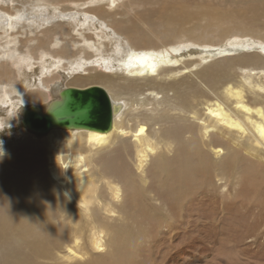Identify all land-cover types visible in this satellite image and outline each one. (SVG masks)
Instances as JSON below:
<instances>
[{"label":"bare ground","instance_id":"1","mask_svg":"<svg viewBox=\"0 0 264 264\" xmlns=\"http://www.w3.org/2000/svg\"><path fill=\"white\" fill-rule=\"evenodd\" d=\"M70 1L84 5L78 8L85 17L78 19L80 25L93 17L102 22L112 17L102 7ZM110 4L115 5L114 0ZM166 12L165 34L184 31L177 15ZM24 15L21 8L0 6L3 34L14 30L6 48L0 42V84L6 87L15 81L13 62L7 59H13L18 43L27 46L26 59L48 54L58 63L40 71L36 85L46 91L39 88L20 98L23 122L30 109L41 114L51 110L66 88L92 86L108 94L113 120L108 130L54 127L46 133L25 123L31 137L47 135L49 142L17 140L4 146L10 157L0 162V264L151 262L148 255L165 237L169 249L164 258L175 250L173 239L180 230L203 231L206 223L216 220L226 222L243 242L261 237L255 225L244 222V234L235 226L238 218L243 220L239 210L247 204L264 207L261 37L230 38L218 47L183 39L147 48L133 47L119 37L115 55L100 53L96 42L86 39L88 49L95 47L97 53L85 58L66 47L49 50L54 38L68 34L61 20L66 13L53 14L54 24L43 17L40 27L52 25L41 37L26 41L14 35L20 33ZM235 51L243 53L237 57ZM196 55L201 57L194 60ZM71 56L79 57L61 66L60 61ZM86 69L90 73H83ZM255 74L261 81L254 80ZM9 92H3L1 102L11 103V118L18 103ZM195 242L191 237L181 249Z\"/></svg>","mask_w":264,"mask_h":264},{"label":"rangeland","instance_id":"2","mask_svg":"<svg viewBox=\"0 0 264 264\" xmlns=\"http://www.w3.org/2000/svg\"><path fill=\"white\" fill-rule=\"evenodd\" d=\"M10 1L11 0H7L6 4L5 0H1L0 6L8 7L10 11L21 8L23 9V13L27 14L24 15L22 21L19 22L17 29H21V31L18 34L14 33L15 37H20V40L25 41L29 36L41 37V32L46 27L56 22L52 15L63 12L66 13L67 16L61 18V20L68 34H64L60 36V38H56V40L54 38L53 42L49 45V50L54 51L66 47L70 52H77L79 56L82 55V57L85 58L93 53H97L95 52L97 51L95 47L91 48V46H89L90 48L88 49V45L85 43L86 39L96 42V45L100 47V53L112 55L117 54L112 50L119 37L121 40L128 41V44L136 48L165 45L183 39H196L201 42H211L217 44V47L226 44L230 38L234 40L236 37H242L243 39L249 37L248 40H254L253 38H255V41H258V37H261V39L264 40V0H114L115 5L113 6L110 4L111 0H97L94 4L93 0H76L80 1V3H89L92 7H102L112 14V17H107L104 20L105 22L93 17L83 25L79 24L78 19H84V13L78 10V8H83L84 5L77 7V5L72 4L70 0H59V4L45 2L43 0H36L37 2L35 0H15L12 3ZM3 3L5 5H3ZM51 3L58 5V8L55 7L54 9ZM10 4L15 5L12 7ZM22 4L25 5L23 6ZM32 5L34 8H30ZM34 5L37 7L35 8ZM38 5H40V7ZM42 7L44 9H42ZM66 7L67 9H65ZM166 11L170 12V16L173 12L177 15L179 26L181 23L182 28L185 29L184 31L175 33L173 36L165 34V25L167 21ZM221 16H223V19H220ZM43 17L49 18L52 24H43L40 27L39 23H43ZM2 20L4 22V18L0 20L1 24L3 23ZM21 25H25V27L22 28ZM73 26H75V28ZM3 30V27H0V42H2L4 48H6L5 41L10 38L8 35L14 30L7 33L4 31V34ZM129 31L133 33H129ZM171 31L174 33L173 30ZM14 35L12 37H14ZM167 36L170 37L166 38ZM127 43L126 46L128 45ZM26 48L27 46L23 43H18L17 50L13 53V59L12 57H10L12 60L10 58L7 59L10 64L13 62V64H11L12 66L10 65V69H14L13 71L15 74L12 76H16L19 80L14 77L13 80L15 81H13L10 86L8 85L6 87L0 84V140H3L4 146L7 147L17 144V140L19 143L21 140L28 142L38 141L40 144L47 141L49 142L47 135H36V137H31V135H29L28 131L25 129L26 126L24 125L25 123L22 120L21 114L22 108L19 105L21 104L20 98L22 96L28 95L29 92L33 90L39 88L43 89L36 85L40 81L38 79L42 77L40 71L45 65L58 63V61L48 54H44L40 59H26ZM80 48L83 49L81 50ZM253 50H256V48H253ZM259 51L260 50H256V52ZM241 53L243 52L235 51L233 55H237L238 57ZM79 56L75 58L71 56L65 60L62 59L63 62L62 60L60 61L61 66H69L70 63H72L70 62L71 59L74 60ZM196 56L197 59L194 60H198L199 57H201L200 55ZM185 58L190 57L187 56ZM78 60H80V58H78ZM250 63L254 64L255 62L251 61ZM93 64L96 67L99 65L97 62H93ZM85 68H87V66ZM58 71L54 73L57 74L61 72V75L65 74L63 69ZM85 71L86 72H82L86 74L90 73L89 69ZM237 73L241 75L240 69H238ZM260 76V74H255L254 80L261 81ZM67 80L68 77L64 80L66 84L69 82ZM2 87L6 89L2 91ZM5 90L8 92L12 90V93L10 91L9 95L14 98L13 101L15 103H18V108L16 107L17 109L13 111L17 114L11 118H9L11 103L1 102V97ZM149 107H152V104H149ZM2 119L11 120V122L2 125ZM239 213L243 220L238 218L235 226L240 232L244 234V222H247L248 225L252 224L259 228L258 233L261 237L248 239L243 242L240 235L230 231L226 222H220L218 220L211 221L206 223V229L203 231L196 230L188 232L186 231L187 229L180 230L173 239L175 250L166 258H164V256L169 249V239L165 237L148 255L151 262H142L141 264H264V207L255 204H247L239 210ZM255 222H258V225H256ZM191 237L196 239L194 243L196 245L190 246L186 251H183L181 247L187 245ZM227 240H232L235 245H229ZM250 242H252V245L248 246ZM170 255L173 256L171 257ZM160 260L161 262H158Z\"/></svg>","mask_w":264,"mask_h":264},{"label":"water","instance_id":"3","mask_svg":"<svg viewBox=\"0 0 264 264\" xmlns=\"http://www.w3.org/2000/svg\"><path fill=\"white\" fill-rule=\"evenodd\" d=\"M113 109L110 98L100 86L87 89L66 88L62 100L51 110L41 114L30 109L25 123L39 132L54 127H77L92 130H108L112 126Z\"/></svg>","mask_w":264,"mask_h":264},{"label":"clouds","instance_id":"4","mask_svg":"<svg viewBox=\"0 0 264 264\" xmlns=\"http://www.w3.org/2000/svg\"><path fill=\"white\" fill-rule=\"evenodd\" d=\"M11 127V125H10ZM8 156L10 157V153H8L4 147V141L0 140V162L3 161V159ZM79 206V205H78ZM80 207V206H79Z\"/></svg>","mask_w":264,"mask_h":264}]
</instances>
